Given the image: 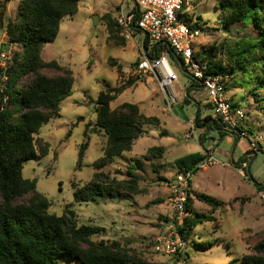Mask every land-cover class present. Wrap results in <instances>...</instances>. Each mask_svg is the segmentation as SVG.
Here are the masks:
<instances>
[{"label":"rangeland","instance_id":"obj_1","mask_svg":"<svg viewBox=\"0 0 264 264\" xmlns=\"http://www.w3.org/2000/svg\"><path fill=\"white\" fill-rule=\"evenodd\" d=\"M19 1L0 0V18L3 22L0 46L8 41L6 27L9 20L16 16ZM220 1L188 0L182 8L188 23L198 20L202 26L195 38L197 54L206 48L221 46L224 41L230 44L234 42L235 31L222 24L218 9ZM122 2L81 0L78 11L61 20L56 39L43 48V59L56 60L70 68L75 81L72 94L61 102L59 116L50 119L36 135L38 145H49L48 154L40 160L26 162L23 176L37 180V190L50 200V212L62 215L69 208L74 211L72 220L78 225L97 224L105 227V232L94 236V240H118L128 250L136 251L151 262L234 264V260L245 254H256L255 246L264 242V203L260 197L264 188L259 189V184L264 182V154L258 151L256 155H247L245 171L248 177H242L233 162L244 154L240 146L248 145L249 139L240 137V146H237L236 138L225 136L226 139L220 140L216 129L207 130L208 138L204 144L211 143L214 146L212 149L215 148V158L226 165L199 167L193 174L190 193L194 209L207 214L210 219L185 233L186 246L179 256H168L154 250L158 235L179 232L169 200V186L178 170L174 161L201 151L197 127L191 131L190 138L184 135L189 131L187 119H195L198 114V106L192 97L199 95L205 100L208 94L205 88H192L195 79L169 56L179 75L178 82L173 85L179 98L178 102H171L170 107L165 105L163 96L167 94L161 90L156 78L139 76L134 70L135 62L141 59L143 53L144 34L136 31L133 39H123L115 23ZM95 15L99 17L98 24L93 23ZM18 49L15 44L9 46L7 57L0 55V66L11 62L12 55ZM110 59L117 64L112 66ZM44 73L55 75L61 72L46 69ZM255 75L256 70L253 74L238 72L227 77L225 83L229 97L239 103V108L245 113L250 137L264 141V88L254 81ZM27 80L28 77L25 78ZM127 80H134L135 83L111 102V108L134 103L144 114L157 116L161 120L158 125H144L145 132L135 141L133 149L124 152L104 171L118 179L127 178L129 166L138 159L141 167L135 172L142 192L118 193L115 199L99 203L76 201L73 183L80 187L92 179L94 163L103 155L106 145L105 131L96 126L95 109L99 93L106 86L114 87ZM185 97L190 101L185 102ZM165 107L167 111L163 112ZM204 110L205 107H202L200 113ZM85 142L88 145L82 161H79L80 147ZM152 146H165L168 152L162 158H156L148 154ZM238 167H242V162ZM200 193L216 198L218 208L213 209L199 200L196 194ZM29 198L30 195L24 196L21 201ZM206 240L212 243L209 249L195 244ZM58 264L77 263L61 258Z\"/></svg>","mask_w":264,"mask_h":264},{"label":"trees","instance_id":"obj_2","mask_svg":"<svg viewBox=\"0 0 264 264\" xmlns=\"http://www.w3.org/2000/svg\"><path fill=\"white\" fill-rule=\"evenodd\" d=\"M80 1L20 0L16 16L6 27L8 41L1 46V51L6 52L13 44L19 49L12 55L11 62L0 66V264H58L61 258L75 260L77 264H158L128 250L118 240H94V236L105 232V227L78 225L72 220L74 211L69 208L62 215L50 212V200L37 190V180L23 176L26 162L40 160L48 154L49 145H38L36 135L50 119L59 116L61 102L73 92V71L56 60L45 61L42 51L56 39L61 20L78 11ZM218 9L224 27L235 31L234 42L224 41L221 46L206 48L198 54L194 45L195 59L206 63L208 71L220 75L224 82L238 72L253 74L256 70L254 81L264 88V0H221ZM189 25L193 31L202 27L198 20ZM2 27L0 18V29ZM145 51L150 57L167 54L185 71L181 56L167 42H160L149 50L148 40H145ZM110 64L117 63L110 59ZM46 69L61 73L47 75ZM134 83V80L123 81L114 87L106 86L99 93L96 126L105 131L106 145L103 155L94 163L92 179L80 187L73 183L76 201L99 203L115 199L118 193L142 192L135 172L141 167L138 159L129 166L127 178L118 179L104 171L124 152L133 149L135 141L145 132L144 125L160 123V118L144 114L134 103L111 108V102ZM226 89L228 91L227 84ZM189 101L190 98L185 97V102ZM231 102L233 107L239 108V103ZM209 119H212L210 115L203 121L198 111L196 124L201 127ZM209 128L219 129L220 138L230 132L219 118L205 129ZM206 138L207 131L200 134L198 141L208 151L204 144ZM87 145L88 142L81 145L79 161ZM165 151L164 146H152L148 154L162 158ZM205 157V153H189L176 159L175 165L177 169L195 173ZM246 158L244 156L238 164ZM263 188L264 184L259 187ZM28 195L27 201H21ZM196 197L213 209L219 206L218 200L210 195L200 193ZM187 209L189 215L178 227L184 236L210 219L194 209L191 195ZM195 244L203 249L212 246L209 240ZM255 251L256 254H245L234 260V264H264V242L257 244Z\"/></svg>","mask_w":264,"mask_h":264},{"label":"built area","instance_id":"obj_3","mask_svg":"<svg viewBox=\"0 0 264 264\" xmlns=\"http://www.w3.org/2000/svg\"><path fill=\"white\" fill-rule=\"evenodd\" d=\"M129 3L130 0H123L116 16L122 37L129 41L135 37L136 31H141L144 34V39L148 40L149 50H152L160 42L170 44L176 54L181 56L185 72H189L207 90L215 116L238 137H247L251 152L261 151L264 154V141L250 137L251 133L245 124V113L242 109L233 107L223 78L210 73L206 63L195 59L194 45L199 31H193L182 14V8L188 3V0H134L132 5ZM0 55L2 57L7 55L6 52L1 51V46ZM134 70L139 76L156 78L159 87L167 94L170 101L178 102L179 96L173 89V85L178 82L179 75L173 68L169 55L150 57L143 49L141 59L135 65ZM193 129L194 125L185 133L184 137L190 138ZM212 150V148L208 149L205 159L200 162L198 168L214 164L226 165L215 158ZM236 167L242 177H248L245 171L247 161L242 162V167H238V165ZM193 174L191 170L178 169L169 186V200L174 210V222L177 225V230L189 215L187 202L191 193ZM260 197L264 203L263 191L260 192ZM185 246L184 235L180 231H174L158 235L155 238L154 250L168 256H179ZM179 263L180 261L177 262V264Z\"/></svg>","mask_w":264,"mask_h":264},{"label":"crops","instance_id":"obj_4","mask_svg":"<svg viewBox=\"0 0 264 264\" xmlns=\"http://www.w3.org/2000/svg\"><path fill=\"white\" fill-rule=\"evenodd\" d=\"M134 3V1L133 2H130L129 3V5H132ZM203 88L202 87V85H200L196 80H195V83H194V85L192 86V88ZM165 94V93H164ZM196 94V93H195ZM192 99H194V101H195V104L198 106V111L200 112V111H202V107H205V110L203 111V113L201 114L200 113V117L202 118V120L204 121V119H205V117L206 116H208V115H210L211 117H212V119L214 120V119H218L216 116H215V114H214V112H213V110H212V107H211V104H210V101H209V99L207 98V99H205V100H203V99H201V96H194V97H192ZM163 102L165 103V105L166 106H168V107H170V104H171V101H170V99L167 97V95H165V96H163ZM174 103V102H173ZM235 103H237L236 101H235ZM208 104H210L209 106H207ZM171 106H173V105H171ZM163 112H166L167 111V108L165 107L163 110H162ZM186 119V118H185ZM212 119H209L208 121H206L205 122V125L204 126H201V127H198L197 126V124H196V118L195 119H187V124H186V126L187 127H189V129L191 128V126H193L194 125V129H196V127L199 129V131H198V133L199 134H201V133H203V132H205V128H207V126L208 125H212V123H211V120ZM161 120V119H160ZM209 129H214V128H209ZM209 129H207V130H209ZM206 130V131H207ZM218 132L220 131L219 129H216ZM218 135H219V139L220 140H224V139H226V137H232L233 139H237V146H240V137H237L236 135H233V134H231L230 132H227V135H225L224 136V138H220V134L218 133ZM200 144V143H199ZM165 147V146H164ZM205 147L207 148V149H210V148H212V147H214L211 143H209L208 145H205ZM241 148H240V150H241V152L243 153L244 152V154L240 157V159H242L243 158V156L245 155L246 157H247V155L248 156H251V155H253L255 152H251L250 151V149H249V144L247 145V144H242L241 146H240ZM166 148V147H165ZM214 149L215 148H213V152H214ZM200 150L201 151H198V152H201V153H205L206 151L204 150V148L201 146V144H200ZM166 153L168 152V150H167V148H166V151H165ZM248 152H251V153H249L248 154ZM240 159H239V161H240ZM174 164H175V161H174ZM235 165V164H234Z\"/></svg>","mask_w":264,"mask_h":264},{"label":"water","instance_id":"obj_5","mask_svg":"<svg viewBox=\"0 0 264 264\" xmlns=\"http://www.w3.org/2000/svg\"><path fill=\"white\" fill-rule=\"evenodd\" d=\"M98 21H99V17H98L97 15H95L94 18H93V23H94V24H98ZM142 45H143V49L145 50V39L143 40V44H142ZM211 123L214 124V120H213V119L211 120ZM230 133L233 134V135H236V136L238 137V135H237L235 132L230 131ZM249 153H251V152H248V154H249ZM254 155H256V153H254ZM244 156H245V155H244ZM244 156H243V157H244ZM238 162H239V160L236 161V162H233V163H234L235 165H237ZM248 167H249V166H248ZM263 184H264V182L260 183L259 185L262 186Z\"/></svg>","mask_w":264,"mask_h":264}]
</instances>
